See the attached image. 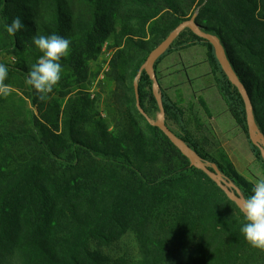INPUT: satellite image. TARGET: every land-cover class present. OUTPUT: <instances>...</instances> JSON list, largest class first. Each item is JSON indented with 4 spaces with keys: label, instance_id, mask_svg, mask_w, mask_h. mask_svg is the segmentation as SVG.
Masks as SVG:
<instances>
[{
    "label": "trees",
    "instance_id": "trees-1",
    "mask_svg": "<svg viewBox=\"0 0 264 264\" xmlns=\"http://www.w3.org/2000/svg\"><path fill=\"white\" fill-rule=\"evenodd\" d=\"M195 11L193 19L219 38L264 135V0H0V63L11 90L0 96V264H264V251L240 232L238 205L136 105L137 78L141 108L158 110L141 66ZM15 17L24 27L10 36L5 25ZM53 33L71 40L70 54L41 102L25 84L42 55L32 38ZM194 46L205 50L199 63L209 66L225 111L264 169L241 94L212 45L187 28L153 63L165 118L211 172L216 165L231 193L247 198L254 182L210 126L187 118L161 86L164 57ZM127 232L136 257L111 258L106 248Z\"/></svg>",
    "mask_w": 264,
    "mask_h": 264
},
{
    "label": "rangeland",
    "instance_id": "rangeland-1",
    "mask_svg": "<svg viewBox=\"0 0 264 264\" xmlns=\"http://www.w3.org/2000/svg\"><path fill=\"white\" fill-rule=\"evenodd\" d=\"M196 13L197 11L193 13V16ZM105 56L108 57L109 54ZM205 58V50L196 46L173 51L166 55L158 65L161 86L165 88L169 86L170 88L166 89V93L171 98H175L176 95L173 92L172 85L187 80V86L183 90L185 93L183 98L186 117L192 120L197 119L203 125H209L219 144L230 156L236 170L245 178L254 182L258 177H264L263 166L251 152L246 134L225 111L226 106L213 86L214 79L209 66L207 63L204 65L199 63ZM196 63L198 65L190 67ZM106 66L105 63L103 69H106ZM189 78L193 80L190 81ZM94 89L95 84L91 88L92 94ZM197 94H200L199 97L204 101L205 108L199 103ZM143 112L142 114L150 121L156 120L159 114L158 110L153 111L150 115L145 113L144 110ZM166 122L174 132L182 133L173 121L167 119ZM191 130L193 133L195 132L193 127ZM203 132H206V130ZM201 135V133H198L195 136L201 137ZM106 251L111 258L131 259L136 257L137 246L133 234L127 232L119 241L107 247Z\"/></svg>",
    "mask_w": 264,
    "mask_h": 264
},
{
    "label": "clouds",
    "instance_id": "clouds-1",
    "mask_svg": "<svg viewBox=\"0 0 264 264\" xmlns=\"http://www.w3.org/2000/svg\"><path fill=\"white\" fill-rule=\"evenodd\" d=\"M23 27L19 17L13 18L10 24L5 25L10 36ZM32 43L42 55L37 63L31 66L25 84L34 88L39 101L47 102L50 99L49 94L61 80V59L70 54L71 40L53 33L48 36L36 35L32 38ZM7 76L8 68L0 63V96L5 98L11 91L10 86L5 84ZM240 210L244 216L241 234L251 247L264 251V177L255 179L252 193L241 202Z\"/></svg>",
    "mask_w": 264,
    "mask_h": 264
},
{
    "label": "water",
    "instance_id": "water-1",
    "mask_svg": "<svg viewBox=\"0 0 264 264\" xmlns=\"http://www.w3.org/2000/svg\"><path fill=\"white\" fill-rule=\"evenodd\" d=\"M192 18L185 20L178 24L167 36L164 40H162L156 47H154L151 52L148 54L144 64L141 66V69H144V71L149 75L150 79L152 80V93L154 95V98L156 100L157 106H158V117L156 120L151 121L153 125L157 126L167 137L168 139L173 143L174 146H176L191 162V164L196 167L204 170L208 175L216 181V183L222 187L225 192L227 193L228 197L233 200L238 207L240 208L241 202L245 199L243 194L237 189V193H231L229 188L225 186L223 183V178L220 174V171L216 167V165H213L214 173L211 172L208 167L205 165L203 160L200 158V156L197 154L194 149H192L181 137H179L166 123L165 120V110L163 106V100L160 93V85L158 82V79L155 75V72L153 70V63L155 59L162 54L173 42V40L176 38V36L184 29H190L194 34L197 36L206 39L213 47L215 56L217 60L219 61V64L222 68V71L227 76L228 80L234 84L239 93L241 94L244 103H245V109H246V123H247V131H248V137L250 141L254 144H258L261 154L264 158V135L261 133V131L258 129V126L254 120L252 108L250 105V100L248 97V94L235 74L233 68L231 67L226 55L225 51L223 49V46L219 40V38L207 31ZM134 92H135V98H136V105L141 113L143 112V109L140 106L139 101V94H138V88H137V78L134 82Z\"/></svg>",
    "mask_w": 264,
    "mask_h": 264
},
{
    "label": "crops",
    "instance_id": "crops-1",
    "mask_svg": "<svg viewBox=\"0 0 264 264\" xmlns=\"http://www.w3.org/2000/svg\"><path fill=\"white\" fill-rule=\"evenodd\" d=\"M170 77V76H169ZM189 80H190V78H189ZM185 86H187V80H186V82L185 81H183V82H179V83H177V84H173L172 85V89H173V92H174V94L176 95V97L175 98H172L174 101H179L180 103H179V106H181L182 108H184L185 109V111H186V107H185V104H184V98H183V96H184V87ZM162 88H165V87H162ZM170 87L168 86V87H166L165 88V90L166 89H169ZM167 92H168V90H167ZM199 95L200 94H197V98L199 97ZM199 101V100H198ZM170 127V126H169ZM176 127L177 128H179L177 125H176ZM172 129V128H171Z\"/></svg>",
    "mask_w": 264,
    "mask_h": 264
}]
</instances>
